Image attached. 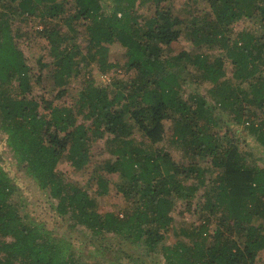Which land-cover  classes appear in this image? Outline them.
<instances>
[{
  "label": "trees",
  "instance_id": "1",
  "mask_svg": "<svg viewBox=\"0 0 264 264\" xmlns=\"http://www.w3.org/2000/svg\"><path fill=\"white\" fill-rule=\"evenodd\" d=\"M106 1L0 0V128L7 147L57 200L59 214L95 235L143 239L149 254L161 248L166 264H256L264 250V167L247 162L253 153L240 148L238 133L243 127L264 148V33L240 31L235 37L232 24L258 13L264 18V0H211L213 13L189 19L175 14L170 0H112L113 7L103 11ZM145 5L151 13L141 23L136 12ZM18 14L40 18L38 35L48 41L49 62L28 63L12 29ZM77 21L85 25L90 57L104 71L118 67L108 62L110 45L126 48L124 69L130 75L107 84L89 76L72 103H56L88 59L76 45ZM182 36L192 47L176 53L173 44ZM205 47L219 48L224 56L211 59ZM226 60L232 64L230 77ZM49 79L58 87L56 96L33 95L35 85ZM206 82L211 86L205 95L185 97L187 83ZM207 94L229 113L234 130L221 127ZM165 120L174 122L171 140ZM105 134L111 135L108 149L115 157L85 186L69 180L59 170L62 157L82 170ZM165 141L184 148L196 162L177 163L159 144ZM110 173L119 175L117 191L134 198L132 213L98 210L94 195L110 192ZM15 192L0 156V264H80L70 240L21 213L11 200ZM190 211L201 221L195 229L201 238L163 244L174 217Z\"/></svg>",
  "mask_w": 264,
  "mask_h": 264
},
{
  "label": "rangeland",
  "instance_id": "2",
  "mask_svg": "<svg viewBox=\"0 0 264 264\" xmlns=\"http://www.w3.org/2000/svg\"><path fill=\"white\" fill-rule=\"evenodd\" d=\"M169 3L175 14L187 19L192 18V15L197 13L201 14L205 11L213 13L211 0H170ZM1 6H4L3 3H0V8H2ZM102 6L103 11H109L113 7V2L112 0H107L102 3ZM150 13V9L146 5L140 6L136 12L137 15L140 14L139 20L141 23H144L142 20ZM77 23L78 36L76 38V45L88 59L86 62H82L85 64V67L81 68L82 73L80 76L71 80L70 84L64 85L65 88H68V92L64 94L61 99L56 100V103H72L76 92L83 86L82 83L85 82L89 76H94L100 84H107L114 77L126 78L130 75V73H125L124 69V63L127 60L125 47L119 43L110 45L108 62L116 63L118 67L109 72H107L108 70L104 71L106 68L102 67L97 59H92L88 53V34L84 31L85 25H82L80 21H77ZM42 27L43 24L40 18L37 17L27 18L24 15L18 14L14 15L12 20V29L14 32L15 30L18 31L17 40L31 66H36L38 60L44 62H49L51 60L48 41L38 35ZM232 27L235 32V37L236 33L240 31H249L259 37L264 33V18L258 13L252 18L247 17L234 22ZM191 47L192 44L190 39L186 36H182L179 41L173 44L176 53ZM202 50L207 52L211 59L224 56V52L219 48L210 49L205 47ZM225 66L230 77L232 75L231 62L226 60ZM86 67L87 69H85ZM87 70L91 72L89 73ZM190 70L192 75L197 74L194 67H190ZM185 78L189 79L190 75H185ZM68 86H70V88ZM210 86L211 84L209 82L204 83L203 86L195 83H187V86L184 88V95L188 97L192 92L205 95L208 90L207 88ZM57 90L58 87L49 79L42 85H35L33 95L43 94L47 98H53V96H56ZM17 91L16 83H14L13 94H16ZM207 98L214 108H218L215 111L219 114L220 119L224 123L221 127H230L234 130L236 127L233 126V123L231 124L229 113L217 107L215 102L208 97V94ZM164 124L167 139L171 140L174 122L172 120H165ZM239 130L240 148L249 150L253 153L252 156L248 155L247 162L253 167H264V148L259 145L254 136H249L243 127H240ZM237 131L238 130H236V132ZM136 136L141 139L140 133H137ZM109 137H111V135L105 134L103 138L101 137V139L93 144L91 163L82 170H74L69 160L64 156L59 164V170L64 172L69 180L81 186H85V184L94 177L96 172H101L99 166L102 165L106 159H113L115 157L108 149ZM159 144H163L165 148L171 152L173 159L181 165H193L196 162L195 158L186 154L184 148L178 147L175 143L172 144L171 142L167 143L165 141ZM0 156L3 164L8 169L16 184V192L11 200L18 204L21 213L28 218L43 221L45 225L52 230L54 236L70 240L74 247L76 259L80 264H97L106 259H115L129 264H166L162 260L163 251L161 248H157L155 252L153 251L149 254L143 239L136 241L132 238L109 232L95 235L84 226L75 223L71 217L61 216L56 207L57 200L53 199L48 191L38 186L35 180L28 175L25 164L19 163L7 147L6 135L1 128ZM106 177L110 179V192L105 195L93 194L98 210L102 213L113 211L121 216L132 213L135 208L133 202L134 198L125 197L122 193H119L114 186V182L119 180V175L110 173L106 174ZM200 198L201 195L197 194L196 199L199 200ZM179 201L180 199L176 200L177 203H179ZM190 212H186L182 216L174 217L171 229L166 234L163 244L173 245L180 241L190 242V238L194 240H199L201 238V235L199 236L195 231L196 228L201 227V221L193 211ZM210 229L213 230L214 225H211ZM256 262V264H264V250L259 253Z\"/></svg>",
  "mask_w": 264,
  "mask_h": 264
}]
</instances>
